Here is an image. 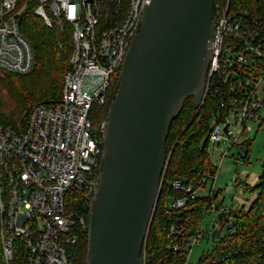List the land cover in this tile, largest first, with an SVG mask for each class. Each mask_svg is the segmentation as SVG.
<instances>
[{
  "label": "built area",
  "instance_id": "built-area-1",
  "mask_svg": "<svg viewBox=\"0 0 264 264\" xmlns=\"http://www.w3.org/2000/svg\"><path fill=\"white\" fill-rule=\"evenodd\" d=\"M148 3L150 0H40L35 13L47 25L56 22L63 27L66 22L71 27L73 52L60 102L31 108L28 123L22 129L0 124V178L1 182L6 180L9 188L8 199L0 200L1 237L8 264L15 260L18 244L22 251L17 264H71L69 247L78 240L76 229L90 224L77 204L82 199L92 208L102 174L108 121L99 131L101 139L91 114L95 106L106 103L112 76L122 71ZM215 6L213 56L205 97L215 82L213 94H227L222 104L229 111L225 116L214 114L209 141L226 143L229 148L201 184H186L181 177L171 181L172 188L185 196H170L167 212L180 209L189 199L201 195L212 199L206 215L217 212L219 217L227 216L231 208L216 198L222 162L237 145L239 134L247 129L248 120L264 124V35L249 12L235 14L227 6ZM23 9L18 7V0H0V69L19 74L29 73L35 64L33 47L20 29ZM88 74L105 78L92 98L83 92V80ZM231 112L242 122L238 134L231 128ZM239 154L240 164H245L248 150L240 147ZM164 176L165 171L162 187ZM209 181V191L200 194ZM2 193L0 187V197ZM231 223L228 231L233 233ZM171 234L181 242L176 250L188 254L203 238L221 235L215 229H203V221L194 232L172 226Z\"/></svg>",
  "mask_w": 264,
  "mask_h": 264
},
{
  "label": "water",
  "instance_id": "water-1",
  "mask_svg": "<svg viewBox=\"0 0 264 264\" xmlns=\"http://www.w3.org/2000/svg\"><path fill=\"white\" fill-rule=\"evenodd\" d=\"M214 2L150 0L144 9L109 110L87 264H146L171 125L189 97L198 107L205 99Z\"/></svg>",
  "mask_w": 264,
  "mask_h": 264
},
{
  "label": "trees",
  "instance_id": "trees-1",
  "mask_svg": "<svg viewBox=\"0 0 264 264\" xmlns=\"http://www.w3.org/2000/svg\"><path fill=\"white\" fill-rule=\"evenodd\" d=\"M38 3V0H18V7H24L19 16L20 29L30 41L35 54L32 71L19 74L0 69V124L10 125L15 129L19 121L23 127L28 123L33 104L61 101L64 76L70 68L73 52L72 30L69 24L64 22L63 27L56 22L53 26L47 25L44 19L35 13ZM216 4H220L221 8L227 6L229 12L235 14L249 12L250 19L252 22L258 21V27L264 35V0H215L214 16ZM120 76L121 69L112 76L113 86H119ZM214 87L215 82L212 81L201 107L196 105L194 97H189L171 125L166 142L167 153L171 152V159L165 169L164 185L142 253L146 264H186L189 254L176 250V245L181 242L171 234V227L194 232L210 207L212 199L201 195L189 199L184 207L171 212H167L166 203L172 195L185 196L184 192L172 188V180L181 177L186 184L199 185L215 168L208 152L211 120L217 113L227 115L229 107L222 104V98L226 100L227 94L224 93V97L215 96ZM110 108L111 103L101 107L95 106L91 118L93 119L94 115H104L108 119ZM97 136L103 139L101 133L97 132ZM0 187L3 188L0 200L5 201L9 191L6 180L1 182L0 178ZM254 188L258 190L257 197L249 207L231 209L227 216L219 217L220 222L225 219L221 223V230L227 223L232 222L235 231L230 233L227 230L225 235H221L215 247L206 252L197 264H264V166L260 181ZM77 207L89 222L91 206L85 205L81 199ZM1 225L0 210V264H8L4 255ZM76 230L78 240L69 247L71 264H87L89 226ZM17 250L16 258L10 264L20 261L21 244L17 245Z\"/></svg>",
  "mask_w": 264,
  "mask_h": 264
},
{
  "label": "rangeland",
  "instance_id": "rangeland-1",
  "mask_svg": "<svg viewBox=\"0 0 264 264\" xmlns=\"http://www.w3.org/2000/svg\"><path fill=\"white\" fill-rule=\"evenodd\" d=\"M38 1L39 3L37 7L40 4V0ZM104 79V76H102L101 74L86 75L83 80L84 95L88 98H92L95 94V91L98 90L104 84ZM39 104L47 103L41 102L33 104L31 108ZM237 114L240 116V113ZM229 118L232 122V130L234 131V133L238 134V131L242 128L241 120L236 117V113L234 112H231ZM92 120L94 122L95 131L97 132L100 131L103 123L108 121V119L104 115H94ZM214 122L215 119L212 118L211 123ZM16 127L17 129H22L23 124L19 121ZM240 147H243L244 150L248 149L249 151L247 158H245V164H240V160L242 159L239 154ZM228 148L229 147L226 143H221L218 145L216 143L209 142L208 152L211 156V161L213 165H219L221 155H223V153ZM167 156H170L171 159L170 151H168ZM263 166L264 124H260V122L258 121L248 120L247 129H245L241 134H239V137L237 138V145H235L229 150L227 156L222 162L221 170L219 173V180L217 182V187L219 188V190L221 189L220 193L218 194L219 202L234 210H238L242 206H245L246 208L249 207L250 204L257 197L258 190L254 187L260 181ZM236 178H238L239 183ZM210 186L211 181L208 182L207 187L204 188L200 192V194H206L209 191ZM224 221L225 219L223 220V222ZM223 222H220L219 215L217 212H211L207 214L203 220V229H215L217 233L225 235L230 223H227L223 227V230H221V223ZM220 236H217L215 238H203L201 244H198L197 246H194L191 249L189 253L188 264H197L206 252L210 251L215 247V245L219 241Z\"/></svg>",
  "mask_w": 264,
  "mask_h": 264
},
{
  "label": "flooded vegetation",
  "instance_id": "flooded-vegetation-1",
  "mask_svg": "<svg viewBox=\"0 0 264 264\" xmlns=\"http://www.w3.org/2000/svg\"><path fill=\"white\" fill-rule=\"evenodd\" d=\"M117 91H118V86L117 87H115V86L109 87L108 94H107V100H106V103L104 104V106L108 105L110 103L112 105V103H113V101L115 99V96L117 94Z\"/></svg>",
  "mask_w": 264,
  "mask_h": 264
},
{
  "label": "crops",
  "instance_id": "crops-1",
  "mask_svg": "<svg viewBox=\"0 0 264 264\" xmlns=\"http://www.w3.org/2000/svg\"><path fill=\"white\" fill-rule=\"evenodd\" d=\"M220 191H221V189L219 190V188H218V194L220 193ZM223 201V200H222Z\"/></svg>",
  "mask_w": 264,
  "mask_h": 264
}]
</instances>
